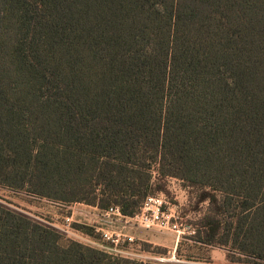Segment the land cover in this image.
<instances>
[{
    "label": "trees",
    "instance_id": "1",
    "mask_svg": "<svg viewBox=\"0 0 264 264\" xmlns=\"http://www.w3.org/2000/svg\"><path fill=\"white\" fill-rule=\"evenodd\" d=\"M167 177L264 262V0H0V184L132 215ZM60 237L0 205V264H158Z\"/></svg>",
    "mask_w": 264,
    "mask_h": 264
},
{
    "label": "rangeland",
    "instance_id": "2",
    "mask_svg": "<svg viewBox=\"0 0 264 264\" xmlns=\"http://www.w3.org/2000/svg\"><path fill=\"white\" fill-rule=\"evenodd\" d=\"M160 183L164 185L165 190L157 193H162L165 197L164 208L174 207L177 212V223L180 227L188 226L189 228L180 234L176 242L177 233L168 227L154 226L144 229L132 226V232L129 233L135 237V243L128 246L122 257L132 259L137 263L264 264L262 261L253 258L247 259L245 256L239 255L238 252L232 250L230 243L222 244L223 240L226 241L228 233L229 222L226 220H223L221 236L216 238L213 245H204L198 242L196 236L202 229L201 219L209 213L208 201L199 202L197 188L186 186L185 182L179 178L167 177ZM0 205L54 229L61 235L60 243L62 244L69 240H75L84 245L104 250L96 246V243L99 245L101 242H99V233L95 230L90 237L95 244L83 240V237H71L62 232L64 217L71 216V210L67 208V205L34 196L26 189H9L2 184H0ZM231 211L230 209L229 213ZM78 215L83 216V214L75 213L70 222L71 226L76 225L74 219ZM81 223L87 222L81 220ZM192 231L193 233H191ZM231 259L237 262H232Z\"/></svg>",
    "mask_w": 264,
    "mask_h": 264
},
{
    "label": "built area",
    "instance_id": "3",
    "mask_svg": "<svg viewBox=\"0 0 264 264\" xmlns=\"http://www.w3.org/2000/svg\"><path fill=\"white\" fill-rule=\"evenodd\" d=\"M165 204L164 195L155 193L147 195L138 210L132 215L123 214L117 205H110L105 209H101L99 223L94 227L95 232L99 233L101 244L96 243V246L113 256L122 257L128 246L135 243V237L124 230L126 227L132 226L144 229H150L154 226L168 227L174 230L177 233L176 236L179 237L189 227H180L176 220V209L174 207L164 208ZM71 220L72 216L64 217V224L61 227L62 232L71 237L82 238L72 228ZM117 224L120 226H117ZM83 240L95 244L89 237L83 238Z\"/></svg>",
    "mask_w": 264,
    "mask_h": 264
},
{
    "label": "crops",
    "instance_id": "4",
    "mask_svg": "<svg viewBox=\"0 0 264 264\" xmlns=\"http://www.w3.org/2000/svg\"><path fill=\"white\" fill-rule=\"evenodd\" d=\"M67 208H69L71 210L72 218L75 215V213L83 214L82 217H81V215H78V217L76 219H74L75 223L87 224V225L92 226L93 228L96 227V225H98L99 214L101 212V209L98 208L97 206L89 205V204H85V203H81V202H75V203H71V204L67 205ZM81 220H84L87 223H81ZM90 221H93L95 224L94 223H88ZM117 226H120V225L117 224ZM124 230L127 233L132 232L131 227H126ZM77 233L79 234V237H83V238L89 237V236L82 234L81 232L77 231ZM175 240L177 242L178 237Z\"/></svg>",
    "mask_w": 264,
    "mask_h": 264
}]
</instances>
